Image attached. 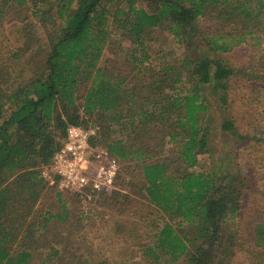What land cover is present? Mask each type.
<instances>
[{"label": "trees", "instance_id": "1", "mask_svg": "<svg viewBox=\"0 0 264 264\" xmlns=\"http://www.w3.org/2000/svg\"><path fill=\"white\" fill-rule=\"evenodd\" d=\"M12 8L9 30L19 37L0 43L8 59L0 58V264H32L46 251L49 264H264V133L257 123L243 133L235 118L223 119L221 131L245 153L229 149L217 159L204 121L211 91L230 106L236 70L220 53L264 34V0H12ZM205 17L212 25L198 30ZM49 22L57 31H47L43 62L29 63L31 76L16 82L13 62L28 64L42 45L33 27ZM116 33L130 55L111 61L104 54ZM159 33L188 53L160 62L152 49ZM69 124H97L93 141L119 157L121 182L153 208L151 221L130 212V222L145 224L138 258L98 260L92 246L48 241L51 222L69 215L59 190L58 211L37 214L41 169ZM205 154L212 164L200 170ZM112 191L98 195L120 201L122 215L131 197Z\"/></svg>", "mask_w": 264, "mask_h": 264}, {"label": "rangeland", "instance_id": "2", "mask_svg": "<svg viewBox=\"0 0 264 264\" xmlns=\"http://www.w3.org/2000/svg\"><path fill=\"white\" fill-rule=\"evenodd\" d=\"M7 1V0H6ZM5 0H0V7L7 9L3 18V26L0 30V43L5 44L8 39L12 38V42L18 39L19 35L17 31L11 32L10 25L8 24L11 15L15 17V9L12 8V0L6 3ZM199 29L206 30V27H210L212 24L210 20L200 18L198 21ZM19 26V25H18ZM16 28H19V27ZM56 26L53 22L47 23V27L34 29V33L38 36H42L41 48L36 51V55L30 56L28 54L26 62L28 64L13 62L12 71L15 74V81L22 82L32 74V64L43 62L45 57V51L49 49L51 41H49L48 30L52 31L51 36L56 34ZM11 32V33H10ZM166 34L159 33L156 37L157 41H153V47L155 52L158 53L161 62H167L176 60L177 62L188 53L189 49L186 43L178 41L173 35L169 37ZM261 37V38H259ZM258 38H250L241 46H238L230 52L220 53V57L228 64L232 65L235 70V77L232 78L231 85L234 88L231 100L227 105L221 102L218 97L210 90V109L207 113H204V121L206 125V118L210 122L212 131L211 135V147L213 148L214 155L217 159L227 153L229 149L234 155L238 157L245 153V146H235L234 142L229 141L227 133L221 131L222 120L230 117L235 118L241 126L243 133L249 130L252 123H257L258 132L264 133V80L260 75L264 73V34H261ZM116 43L107 46L104 56L110 58L111 61H119L117 58L121 56L130 55L129 51H125V43L122 41V37L116 33L113 35ZM123 39L126 40L125 37ZM120 40V41H119ZM125 44V45H124ZM130 46V44H129ZM43 48V49H42ZM205 48H202V51ZM5 50L0 51V58L2 62H8L7 54ZM119 55V56H118ZM209 55H213L212 51ZM127 58V57H126ZM127 67L131 66V63H125ZM260 76V77H259ZM242 91V93H240ZM234 94V95H233ZM252 122V123H251ZM92 125V123H91ZM98 125L91 126L96 129L98 133ZM252 129V128H251ZM96 134L94 136H96ZM93 136V137H94ZM64 141V140H63ZM64 143V142H63ZM62 143V144H63ZM92 145L94 149H106L103 144L93 141ZM173 144L167 146L168 153L174 152ZM120 162L119 178L117 179V187L115 190L121 192L120 196L129 194L131 199L126 201L124 213L120 215V201L114 200V204H108V197H101L94 193L91 189H87L84 192H78L71 189H61L57 184H52L49 180L45 179L42 175V171L46 168H50L51 164L41 169V176L45 179L46 187L44 192L38 201L35 208L37 214H47L48 212L56 213L58 211V205L56 203V190L62 192V198L66 200L68 205L69 217L62 222L56 218L51 222L48 230L46 231L48 241L59 240V243L63 246L72 247L76 245L80 251H84V248L92 246L97 252H99L98 260L108 259L111 261L124 260L129 262L133 256L139 257L137 247L139 246L140 238L138 235L142 233L145 224L140 222H130L131 210L135 212L136 219L146 217L148 220H153L156 215L153 214L151 207L147 202L142 200V197L138 195V190L133 191L130 186L124 185L121 182V177L124 175L125 165L117 157ZM238 159V158H236ZM243 161V158H242ZM212 164L210 157L203 155L200 166L198 169L206 170ZM131 176L127 175L125 183L129 181ZM124 179V178H123ZM113 192V191H112ZM109 193L108 195L112 194ZM121 199V198H120ZM155 210V209H154ZM132 213V212H131ZM45 214V215H46ZM28 219H31L29 217ZM147 224V221H146ZM26 226H24L25 228ZM50 254L46 252L41 256H36L32 264H49Z\"/></svg>", "mask_w": 264, "mask_h": 264}, {"label": "built area", "instance_id": "3", "mask_svg": "<svg viewBox=\"0 0 264 264\" xmlns=\"http://www.w3.org/2000/svg\"><path fill=\"white\" fill-rule=\"evenodd\" d=\"M96 132L93 127L69 124L65 141L55 152L51 167L42 171L43 177L63 190L91 189L97 194L114 190L120 162L109 150L93 148Z\"/></svg>", "mask_w": 264, "mask_h": 264}]
</instances>
